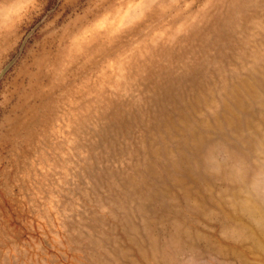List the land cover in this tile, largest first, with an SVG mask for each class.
I'll return each mask as SVG.
<instances>
[{"label": "clouds", "instance_id": "clouds-1", "mask_svg": "<svg viewBox=\"0 0 264 264\" xmlns=\"http://www.w3.org/2000/svg\"><path fill=\"white\" fill-rule=\"evenodd\" d=\"M0 264H264V0H0Z\"/></svg>", "mask_w": 264, "mask_h": 264}]
</instances>
